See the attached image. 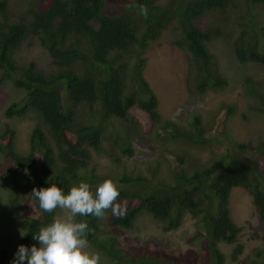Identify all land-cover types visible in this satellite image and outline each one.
Returning a JSON list of instances; mask_svg holds the SVG:
<instances>
[{"label":"trees","instance_id":"obj_1","mask_svg":"<svg viewBox=\"0 0 264 264\" xmlns=\"http://www.w3.org/2000/svg\"><path fill=\"white\" fill-rule=\"evenodd\" d=\"M232 5L244 14L229 16ZM140 6L148 9L146 18L139 14ZM169 30L174 33L172 44L186 50L194 66L189 81L193 99L228 84L220 79L219 64L209 48L211 40L224 39L239 62L264 69V0H33L16 22L7 0H0V73L3 80L12 79L15 88L25 92L7 107L5 115L32 113L40 119L31 131L27 154L16 150L14 129L6 126L0 131V179L20 187L26 201L28 226L25 235H19L18 245L31 248L38 241L33 235L58 216L59 209L45 213L39 208L31 196L34 187H48L50 178L67 192L81 180L98 186L109 178L90 167V148L101 150L105 133L111 127L117 129L116 122L120 131L115 143L126 156L134 154L131 141L137 131L148 136L158 132L160 103L144 77V54ZM28 43L48 51L53 70L48 72L35 61L19 62L18 53ZM243 90L256 108L264 110V77H245ZM85 107L96 113L87 122L80 118ZM192 117L197 125L201 123L200 113ZM169 126H173V139L186 146L221 143L204 138L201 125L195 132L166 121L164 129ZM224 134L226 148L201 169H192L193 162L185 163L188 153H174L186 165L177 170L167 161L166 178L160 177L158 162L120 170L116 178L118 200L126 204L123 218L113 215L107 229L104 218L78 217L88 223L90 246L102 249L110 264H147L152 258L157 264L158 251L120 247L116 237L120 228H131L141 215L149 214L162 223L164 231H173L190 213L204 228L211 257L207 264H225L218 243H236L242 231L229 207L235 187L251 192L264 224V146H257L262 151L259 157H243L248 145L228 131ZM241 249L242 245L235 248V258ZM260 262L254 259L246 264Z\"/></svg>","mask_w":264,"mask_h":264},{"label":"rangeland","instance_id":"obj_2","mask_svg":"<svg viewBox=\"0 0 264 264\" xmlns=\"http://www.w3.org/2000/svg\"><path fill=\"white\" fill-rule=\"evenodd\" d=\"M7 1L13 17L16 20L19 19V16L27 9L25 0ZM235 11L236 14L229 12L228 15H233L232 18H235V15L240 17L244 14V11L237 8ZM172 38H174V33L171 30L165 32L159 40L160 43H154L146 53L148 63L145 75L158 96L162 126L157 133L149 136L137 131V136L134 139L135 153L133 157L126 158L124 161L126 169L138 167L142 169L146 163L160 161L165 175L169 176L168 169L166 170V160L167 157L172 156L170 153L173 152L188 153L185 162L189 164L193 162L192 169H201L214 157H217L218 153L222 152V148H226L227 139L224 134L226 131L248 145V148L242 151L241 156L259 157L262 151L257 146L264 143V110L255 107L251 97L244 92L243 83L247 76L262 79L264 77L262 66L252 63L242 64L236 59L231 46L224 39H214L210 42L209 48L216 56L220 76H223L222 80H227V87L221 91L208 92L193 99L189 88V79L191 71H194V66H192L187 52L172 44ZM17 57L21 64L35 61L39 67L48 70V72L55 67L52 66V59L48 51L38 43L24 45ZM13 84L12 79L0 82V130L7 125L14 128L16 130V150L27 154L30 148L31 131L40 122V119L32 113L22 118H8L4 115L5 108L24 95ZM230 105L233 106V111H231ZM81 112L80 118L84 122H87L92 116L96 117L86 107ZM198 113L201 114L200 125L203 137L220 139V144L212 141L208 145L186 146L179 139L169 140L172 138L173 126L164 129L166 121L175 122L187 130L196 131L198 125L192 116ZM165 139L168 141L164 145ZM181 148L183 150L180 151ZM106 149H108L107 143ZM93 163L99 174H112L121 168L109 158L106 151L95 154ZM177 163L179 164L178 160ZM177 163H174L172 167L179 169L181 165H177ZM229 207L233 220L242 227V231L238 243L230 245L221 242L219 244V248L227 256V264H246L254 259L264 264L261 260L264 257L262 239L264 224L260 220L253 195L243 187H235L232 190ZM68 214L67 210L59 209L57 217H65ZM111 214L110 211L104 217L107 229H109L107 222L112 216ZM26 227V201L25 197L21 196L20 187L13 186L9 180L0 179L1 263L6 260V264H12L8 258L15 255L19 246L18 237L21 232L24 233ZM120 232L116 236L121 244L120 247L138 249L144 247L147 250L163 252L168 256L171 254L187 257L188 261L193 264H207L211 258L209 251L205 248L204 228L197 224V219L190 213L185 215L181 227L173 231H164L162 223L148 214H143L135 221L132 228H120ZM198 232L200 235L196 236ZM35 245L39 247V242ZM239 245H242V249L235 259L233 254ZM91 250L100 251L103 264H110L102 249L91 247ZM258 252H262L261 257H258Z\"/></svg>","mask_w":264,"mask_h":264},{"label":"clouds","instance_id":"obj_3","mask_svg":"<svg viewBox=\"0 0 264 264\" xmlns=\"http://www.w3.org/2000/svg\"><path fill=\"white\" fill-rule=\"evenodd\" d=\"M32 1L33 0H25L27 7H28V3L32 2ZM9 7L10 6L8 4V11L10 12ZM235 10H236V8H234V6H233L232 10L230 12H233V14L235 12V14H236ZM10 14H11V18H13V21L16 22V21L20 20V17H22L25 14V12L23 14H21L19 16V19H17V20L13 17V14L11 12H10ZM139 14L143 15L146 18L148 15V9L144 6H140L139 7ZM245 14H247V13H245ZM247 17H248V15H245L242 19L247 18ZM209 47H210V43H209ZM179 49H182V48H179ZM147 51L145 52L144 56L147 58V63H148V57L146 56ZM184 51L187 52L186 50H184ZM233 54H234V52H233ZM146 68H147V66H146ZM146 68L144 70V77L149 82V80L147 79V77L145 75ZM191 75H193L192 71H191ZM3 78L4 77L0 73V82L8 80V79L3 80ZM222 78H220V79H222ZM189 81H191V80L189 79ZM226 87L227 86H225V88ZM19 91H22V90H19ZM219 91H221V90H219ZM22 92L25 94L24 91H22ZM211 92H214V91H211ZM7 107L5 108V110L7 109ZM5 110H4V115H5ZM94 114H96V113H94ZM15 117H17V116H15ZM8 118H14V117H8ZM19 118H22V117H19ZM116 123H115V125H116L117 129H115L114 127H111V132L105 133L106 141L103 143L101 150L97 151L95 149L90 148V152H91V154H90L91 159L89 162L90 167H93L95 169V165L93 163L94 155L101 153V151L102 152L106 151L109 158L112 159V161L117 166L121 167L120 170L126 169V164L124 162L126 160V158L130 159L131 157L134 156V154L132 156H128V155L126 156L125 154H122L121 150L119 148V145H117L115 143L116 131H120V128H119L120 124H119V122H116ZM199 125L200 124H198V128H199ZM7 126H9V125H7ZM4 129H2L0 131H3ZM12 129H14V128H12ZM189 130H192V129H189ZM157 131H158V129H157ZM193 132H195V131L193 130ZM155 133H156V131L154 132V134ZM136 136H137V134H136ZM135 138H133L131 141L132 146H133V150H134V139ZM14 139H15V143H16V130H15ZM172 139H173V137L169 140H172ZM162 140H163V138H162ZM167 141H168V139H165L163 141L164 145ZM106 143L108 145V149H106ZM112 144H114V147H112ZM260 145L264 146L263 143H261ZM109 147L111 149L110 151H109ZM164 148H165V146H164ZM166 151H169V150H166ZM166 151H164V152H166ZM134 153H135V150H134ZM174 153H177V152L170 153L172 156H169V158L167 157L166 163H167V161H169L172 165L174 163H177L178 159L173 155ZM1 156H2V154H1ZM118 160H120V161H118ZM156 162H158V166L160 168V174H161L160 177L163 178V175H165L164 168H163L162 164L160 163V161H156ZM152 163H154V162H152ZM177 165H181V167L179 168V169H181L186 164H182L179 161V164L177 163ZM167 169H168V167L166 168V170ZM174 169H176V168H174ZM179 169H177V170H179ZM119 171L113 172L112 174L108 173L110 175V177L103 180V182H101L98 186H95L94 183L91 184L88 181L81 180L78 183V185L72 186L70 188V190H68L67 192H65L63 188L58 186V183H59L58 181L51 180L50 178L48 181V183H49L48 187H40V188L34 187L31 191L32 199L39 202L38 206L43 212L53 213L57 209H61V210H67L69 214L65 217H54L50 224H48L46 226H42L39 229L38 234L33 235V239L38 240L37 242H39V247H37L35 245L37 242L35 244H33L31 246V248H29L23 244L19 245L16 252H15L14 258L12 260V264H103L102 253L100 251L91 250L92 246H90V243L88 240V235H89V231H90L88 223L83 221V220L78 219V217L92 216L94 218L101 219V218H104V216L109 214V212L111 211L112 216L115 215L118 218H123V216L126 214V208L124 207V202L122 201L123 199L118 200L120 197V188H119L120 181H119V178H116V177H118L120 175ZM168 172H169V170H168ZM96 173H98V172H96ZM101 175H104V174H101ZM166 177L167 176L165 175V178ZM90 178H93V177H90ZM113 178H116V179H113ZM92 188H94L95 190H93ZM133 225H132V227H133ZM27 226H28V222H27ZM122 228H124V227H122ZM24 231H25V229H24ZM24 235H25V233L21 232V236H24ZM238 242H236V243H238ZM220 243H218V247H219ZM224 243H226V242H224ZM226 244H230V243H226ZM232 244H235V243H231L230 245H232ZM142 248H144V247H142ZM147 251L148 252H152V251L157 252L154 250H147ZM235 252H234V254H235ZM157 254H158L157 257L160 258V260L157 262V264H193V263L188 261L189 258H187V257L181 258L179 256H175V255H171V254H170V256H168L165 253L160 252V251H158L154 255V257ZM234 254H233V257L235 256ZM238 255H237V257H238ZM225 256H226V254H225ZM152 260H153V262L149 261L147 264H155L156 258H152ZM225 264H227V256H226V263Z\"/></svg>","mask_w":264,"mask_h":264}]
</instances>
